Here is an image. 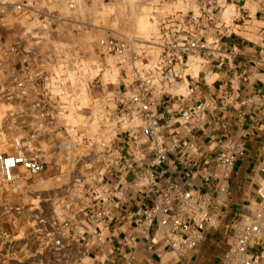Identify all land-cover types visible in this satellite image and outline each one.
<instances>
[{"label": "built area", "instance_id": "built-area-1", "mask_svg": "<svg viewBox=\"0 0 264 264\" xmlns=\"http://www.w3.org/2000/svg\"><path fill=\"white\" fill-rule=\"evenodd\" d=\"M195 1L198 15L181 12L183 20L178 26L161 28L156 46L162 57L157 64L143 59V49L136 47L138 41L134 39L102 38L96 46L97 59L92 60L86 52L68 47L62 32H25L16 41L0 35V96L13 108L8 111L2 133L14 135L7 145L0 144V188L7 187V194L16 192L23 177L41 175L49 165V153L42 143L52 141L51 154H64L76 167L87 165L94 173L84 178L94 185L91 194L82 190L87 198L83 200L88 226L84 235L101 244L102 231L112 222L113 211L121 208L125 193L120 187L108 185L105 173L115 176L140 167L143 172L139 182L148 199L131 219L145 235L155 224L163 229L166 248L178 257L194 253L214 219L201 212L207 202L176 183L161 186L153 169L167 162L169 152L186 146L182 141L201 130L210 115V101L192 104L186 97L174 95L188 78L193 59L211 55L207 41L191 32L187 21L211 23L225 7L219 0ZM6 4L0 2L1 14L7 11ZM38 7L16 4L14 10L25 19L34 13L45 28L47 24L60 26L64 21L60 15L44 13ZM107 55L125 59L121 69L128 81L123 85L125 91L115 92L110 100L105 90L107 68L102 61ZM91 89H99L100 96L93 98ZM25 131H29L27 137L21 134ZM122 135L128 136L127 144L116 146ZM243 149L241 141L225 144L218 159L225 178ZM148 153L153 154L150 161ZM183 157L185 154L179 155V159ZM19 169L25 175L17 173ZM259 194L264 201L263 191ZM55 202L64 204L60 199ZM4 209L7 214H20L24 207L7 205ZM262 218V211H257L235 227L223 264L257 263L258 257L250 253V248L261 238ZM31 221L36 247L29 255L36 264L79 262L71 261L72 244L68 241L76 220L60 221L38 211ZM6 238L12 239V234L0 231V240ZM129 241L134 242V238ZM152 242L157 243L155 238Z\"/></svg>", "mask_w": 264, "mask_h": 264}, {"label": "crops", "instance_id": "crops-1", "mask_svg": "<svg viewBox=\"0 0 264 264\" xmlns=\"http://www.w3.org/2000/svg\"><path fill=\"white\" fill-rule=\"evenodd\" d=\"M159 1L150 0L149 5L153 9L151 20L160 27L178 26L183 20L180 13L195 12L197 3L191 0V6L184 3L176 7L177 2L168 0L160 4ZM219 1L225 7L215 21L208 24L187 21L190 31L201 34L207 41L211 55L193 59L187 71L188 78L174 94L186 97L192 104L210 101V115L201 130L182 141L187 142L186 146L169 152L167 162L153 169L161 186L176 183L196 192L207 202L201 206V212L214 219L196 251L189 257H178L166 248L163 229L155 224L145 235L131 219L148 199L139 182L143 172L140 167L115 176L105 173L108 185L120 187L125 193L121 208L113 211L112 222L102 231L103 243L89 239L84 235L88 226L84 222L83 200L87 198L82 190L91 194L94 185L85 177L94 173L89 171L90 166L76 167L64 154H51L52 141H48L42 143V147L49 153V165L41 175L23 177L21 188L16 192L7 194V187L0 188V231L12 234V239L0 240V264H36L29 254L36 247L31 219L38 211L60 221L76 220V229L68 240L72 244L71 261H79L75 264H223L235 227L262 211L261 238L250 248V253L258 257L256 264H264V201L259 194L261 190L264 193V0ZM76 3L77 0H57L52 7L76 9ZM87 3L97 4L100 14L106 5L101 0H88ZM9 9L7 6V12ZM2 17L0 13V19ZM66 23L70 25L62 32L66 45L86 52L92 60L97 59L94 42L92 50L84 43L94 36L93 33L75 31L77 22L73 19L68 18ZM83 25L89 23H81ZM0 35L8 38L7 34ZM161 57L160 50L143 54V59L150 64H157ZM127 83L122 75L119 90L124 92L123 85ZM21 134L27 137L29 131ZM228 141H241L244 149L225 178L218 159ZM122 142L127 144V135H122L115 144ZM182 153L185 157L179 159ZM152 158L153 154L148 153L147 161ZM17 173L25 175L22 169ZM57 199L64 204H56ZM7 205L24 209L20 214H7L4 209ZM131 237L134 242L129 241ZM154 238L156 244L152 242Z\"/></svg>", "mask_w": 264, "mask_h": 264}, {"label": "rangeland", "instance_id": "rangeland-1", "mask_svg": "<svg viewBox=\"0 0 264 264\" xmlns=\"http://www.w3.org/2000/svg\"><path fill=\"white\" fill-rule=\"evenodd\" d=\"M6 5L10 6L8 12L6 11L3 15V21H0V33L7 34V37L11 41H16L25 32H64L68 30L69 24L66 23L68 18L73 19L77 22L74 25L75 31H91L93 37L89 40H85L86 46L92 50L91 43L94 42L95 47L100 39L105 37H115L117 39L124 38L130 39L136 42V47L143 49L145 54H153L159 52L157 39L160 36L161 28L156 21L151 20L153 16L152 6L149 5L150 0H101L102 3L106 4L103 9V13L100 14L98 5L92 6L87 3L88 0H77L76 9H68L52 7L53 2L57 0H0ZM159 1V0H158ZM173 3L188 4L191 6V0H170ZM160 4L169 2L168 0H160ZM98 3V1H97ZM26 4L31 8L39 6L40 10L44 13L52 15H60L64 21L60 26H50L47 24L45 28L40 23L36 15L32 13L30 17H21L15 10L14 5ZM90 5V9L87 7ZM108 4V5H107ZM92 6V7H91ZM107 7V10H106ZM195 7V6H194ZM197 7V3H196ZM195 9L198 15V9ZM2 9V8H1ZM7 10V9H6ZM56 10L61 11L59 14ZM6 15V16H5ZM7 17V19H6ZM82 24L89 23L88 26ZM155 23V24H154ZM46 26V25H45ZM102 61L105 62L107 68L106 81L107 88L106 94L107 99L110 100L115 92H119V80L122 79V75L125 74L121 69V64L125 59L117 57L115 55H107ZM1 90V89H0ZM91 96L97 98L100 96L101 91L99 89H91ZM108 100V104L110 105ZM13 108L7 105V101L1 99L0 96V144L7 145L13 138V133L4 135L2 129L5 127V119L8 115V111Z\"/></svg>", "mask_w": 264, "mask_h": 264}]
</instances>
